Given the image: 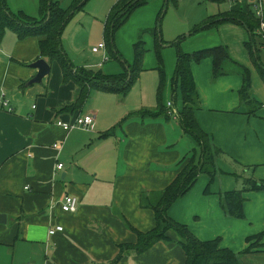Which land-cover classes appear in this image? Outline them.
Masks as SVG:
<instances>
[{
  "label": "crops",
  "instance_id": "crops-1",
  "mask_svg": "<svg viewBox=\"0 0 264 264\" xmlns=\"http://www.w3.org/2000/svg\"><path fill=\"white\" fill-rule=\"evenodd\" d=\"M57 1L62 5L65 0ZM166 1L150 0L118 30L116 45L122 60L116 58L120 65H114L110 73L123 74L133 64L140 31L157 25ZM228 1V10L219 9L210 16L253 10L252 0ZM7 3L13 13L23 11L40 17V0ZM82 9L74 12L63 33L75 20L68 32L75 41L74 31L86 23L95 33V47L106 39L110 11L105 14L106 8L101 14L107 15L103 28L94 22L98 17L94 11L88 9L87 17L76 15ZM165 19L164 14L161 30L165 46L161 55L166 84L162 100L166 106L170 101L173 104L176 116L170 118L139 115L159 105L158 89L157 98L153 93L146 94L147 86L150 91L159 83L157 76L148 73L157 72L159 67L152 31L143 35L148 53L129 92L93 90L83 106L75 109L80 88L76 82L64 80L58 61L40 56L41 37L20 38L15 30H6L0 42V93H5L14 110L0 108V213L6 214V222H0V264H185L186 253L174 231L169 232L170 240L160 241L148 251H126L119 256L121 245L137 242L134 230L147 232L156 226L154 210L144 206L142 199L161 193L178 175L180 160L197 145L177 119L183 99L181 91L172 88L177 63L173 44L181 36L174 42L166 40ZM218 26L182 39L180 47L193 52L226 45L233 58L251 71L250 97L240 93L244 83L241 74L213 79L211 58L193 63L200 97L195 114L222 151L216 159L221 175L213 181L201 175L168 213L198 238H219L222 247L235 252L245 251L250 245L247 239L263 233L259 247L244 254L242 264H264V188L244 192V219L228 216L220 203L222 193L246 188L251 180L264 184V49L257 38L259 48L252 55L245 46L250 32L244 25L225 22ZM62 46L77 67L101 68L108 60H104L107 50L94 52L92 47L93 55H82L77 64L63 40ZM39 58L46 59L51 69L42 81L34 82L38 68L32 64ZM148 80H152L150 85L146 84ZM87 114L95 118L89 128L65 130L57 124L58 120L72 122L76 116ZM56 143L58 148L54 147ZM60 162L64 164L61 170L57 169ZM67 194L78 197L76 212L62 210L61 202ZM57 225L64 230L50 235L49 230Z\"/></svg>",
  "mask_w": 264,
  "mask_h": 264
},
{
  "label": "trees",
  "instance_id": "trees-1",
  "mask_svg": "<svg viewBox=\"0 0 264 264\" xmlns=\"http://www.w3.org/2000/svg\"><path fill=\"white\" fill-rule=\"evenodd\" d=\"M170 0H167V4ZM177 4L176 0H171ZM88 0H73L70 7H63L57 0H40V17L34 18L23 11L13 13L8 8L7 0H0V42L7 29L15 30L20 38L26 36L41 37L39 39L40 56L49 58L50 62L56 60L60 63L66 82L74 81L80 90L78 98L73 107L81 108L90 97L93 90H102L126 94L137 81L142 70L144 56L147 52L143 35L152 31L156 38V54L159 60V105L156 110H142L140 117H159L164 115L168 118L174 117L170 109L163 103L162 95L166 84L164 63L161 55L164 39L161 30L163 10L159 15L157 25L149 30L140 31L139 38L134 44V62L123 74L108 75L101 69L90 67H77L68 57L62 46L63 29L74 14L82 9ZM149 0H119L111 8L105 25V43L107 52L114 58L122 60V54L116 45V33L120 30L131 15L141 6L146 5ZM50 13V15H49ZM49 18V19H48ZM224 22H233L244 25L250 32V40L245 46L254 56V49L258 50L257 38L262 48V40L257 33L259 21L253 10L247 13L243 11H232L213 16L205 23L195 27L194 32L206 30L218 26ZM182 38L173 45L177 48V63L172 77V88L181 91L183 109L178 113L177 119L183 130L196 141L197 146L180 160V171L176 178L153 197H145L142 204L154 210L156 226L147 232L134 230L138 236L135 244H123L120 246V254L126 251L143 253L151 249L160 241L170 240L169 232L174 231L186 253L185 264H242V256L252 249L259 247L263 233L247 239L250 245L245 251L235 252L221 246V240H202L198 238L186 224L172 218L168 211L177 200L188 193L196 184L201 175H208L213 181L220 171L216 166V159L222 153L210 134L205 132L196 117V109L200 107V97L192 71L193 63H200L206 58L213 61L212 77L216 79L226 74H241L243 76V87L240 91L242 97L249 98L251 92V71L248 67L237 61L231 55L226 45L199 49L193 52H185L180 47ZM248 186V187H247ZM246 188L224 192L221 194V207L228 216L244 219V192L248 189H263L257 181L251 180ZM206 191H209L207 188ZM254 240V242H252ZM252 243V244H251ZM118 256V258H119Z\"/></svg>",
  "mask_w": 264,
  "mask_h": 264
},
{
  "label": "rangeland",
  "instance_id": "rangeland-1",
  "mask_svg": "<svg viewBox=\"0 0 264 264\" xmlns=\"http://www.w3.org/2000/svg\"><path fill=\"white\" fill-rule=\"evenodd\" d=\"M19 1L25 2L26 4L32 2V0H19ZM176 1H177V5H175L173 3V1L170 0L169 3L167 4L166 8H164V10H163V13L166 16L165 23H164L165 36H166V40H170L171 42L172 41L174 42L179 37V35L181 36V38L184 41V40L193 38V37L203 33V31H201V30L194 32V28L197 25H201V24L205 23L206 21H208L211 18L210 15L220 12L219 9H221V11L228 10L229 5H230L229 3H231L228 0H221V1H215V0H176ZM71 2H72L71 0H65L62 3V6L67 8L71 4ZM115 2H116V0H91L90 2L88 1V3H87L88 5L86 4L85 10L82 9L76 15H82V16L87 17L86 12L88 11V9H89L90 13H93V11H94L95 14L98 13V15H97L98 17H96V19H94V22L97 25L101 26L105 23L108 12L112 8V6L115 4ZM106 8H108L107 13H105L107 15H103V17H101L102 16L101 14H104ZM165 11H166V13H165ZM130 18H129V20H130ZM90 19L91 18H89V20ZM231 23H233V22H231ZM74 24H75V20H73V21L71 20L70 24L67 27V30L65 31V34L63 33V35H62V37H63L62 40H63L65 46L67 47V48L65 47V49L70 54L71 58L78 64L79 61L81 60L82 55L88 56V58H90V56L93 55L90 52L92 50L93 45H95L93 43L94 38H95V33L89 27L88 24L83 23V26L80 29H76L74 31V32H77L76 33L77 35L75 37V41H73L72 40L73 37L71 38L69 36L68 32L73 28ZM102 27L104 28V25ZM206 30H209V29H206ZM190 35H191V37H190ZM219 40H220V42L224 43V39H223V36L221 34H219ZM174 49H176V46H174ZM147 53H148V51L146 52V54ZM94 56H100V55H94ZM107 57H108V60L105 62V64L101 68H98V67H92V68L101 69L103 73H106L109 75H115L116 73H110L109 71L113 70L112 67L114 65H120V62L116 58L112 57L108 52H107ZM148 73L151 76L153 75L155 78L157 76V81L160 78V75L157 74L158 71L156 72L154 70H149ZM151 82H152V80H148L146 82V84L150 85ZM158 85H159V83H157L156 85H153V87H151L150 91H149L150 86H147L146 87V94H148V96H149V94L153 93L154 97L157 98ZM166 93L168 94V92H166Z\"/></svg>",
  "mask_w": 264,
  "mask_h": 264
},
{
  "label": "built area",
  "instance_id": "built-area-1",
  "mask_svg": "<svg viewBox=\"0 0 264 264\" xmlns=\"http://www.w3.org/2000/svg\"><path fill=\"white\" fill-rule=\"evenodd\" d=\"M252 1H253L252 6H253L254 14L259 21V28L257 30V33L259 34L262 40V48L264 49V0H252ZM101 50H106L105 42H101L99 45L93 47L94 52H99ZM107 59H108L107 57L104 58L105 61ZM167 107L170 109V113H173V115L176 116L171 101L168 102ZM0 108L8 111L14 110V108L11 107L10 100L6 97L3 91L0 93ZM94 119L95 118L93 115L87 114V115L76 116L75 120L72 122L58 120L57 124L65 130H72L77 127L89 128L91 125L94 124ZM54 147L58 148L59 145L56 143L54 144ZM63 167H64L63 163L61 162L58 163L57 169L61 170L63 169ZM78 205H79L78 197L70 194L65 195L61 202V208L65 212H71V213L76 212L78 210ZM63 230L64 227L62 225H57L56 227L49 230V234L53 235L56 232Z\"/></svg>",
  "mask_w": 264,
  "mask_h": 264
},
{
  "label": "water",
  "instance_id": "water-1",
  "mask_svg": "<svg viewBox=\"0 0 264 264\" xmlns=\"http://www.w3.org/2000/svg\"><path fill=\"white\" fill-rule=\"evenodd\" d=\"M32 67L38 68L37 76L33 80L34 82L42 81V79L50 73L51 69L50 63L44 58H39L36 62L32 64ZM0 222H6V214L0 213Z\"/></svg>",
  "mask_w": 264,
  "mask_h": 264
}]
</instances>
